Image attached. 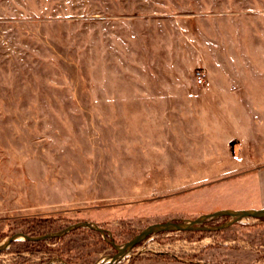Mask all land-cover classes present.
Segmentation results:
<instances>
[{
	"label": "rangeland",
	"instance_id": "obj_1",
	"mask_svg": "<svg viewBox=\"0 0 264 264\" xmlns=\"http://www.w3.org/2000/svg\"><path fill=\"white\" fill-rule=\"evenodd\" d=\"M261 182L264 0H0V264H264Z\"/></svg>",
	"mask_w": 264,
	"mask_h": 264
},
{
	"label": "water",
	"instance_id": "obj_2",
	"mask_svg": "<svg viewBox=\"0 0 264 264\" xmlns=\"http://www.w3.org/2000/svg\"><path fill=\"white\" fill-rule=\"evenodd\" d=\"M223 213L235 214V215H239V216H255V217H259V218L260 217L264 218V209H259V210L251 209V210H244V211H242V210L222 211V212H217L214 215H223ZM166 226H175V228H185V225L183 224V222H179V223L165 222V224H159L158 226H153L152 228L143 231L142 233H140L136 237L144 238L147 235H149L152 231H157V230H159V228H165ZM189 227H191V226H189Z\"/></svg>",
	"mask_w": 264,
	"mask_h": 264
},
{
	"label": "crops",
	"instance_id": "obj_3",
	"mask_svg": "<svg viewBox=\"0 0 264 264\" xmlns=\"http://www.w3.org/2000/svg\"><path fill=\"white\" fill-rule=\"evenodd\" d=\"M240 103L242 104L243 102H236V101H230L228 102V108L229 110H234L236 108H240ZM252 103V102H251ZM244 105V104H242ZM233 116V115H232ZM234 118H236V115H235V112H234ZM258 198L256 199H251L249 202H247L245 204L244 207H241V209H247V210H250L251 208L252 209H263L264 208V182L262 183H259L258 185Z\"/></svg>",
	"mask_w": 264,
	"mask_h": 264
},
{
	"label": "built area",
	"instance_id": "obj_4",
	"mask_svg": "<svg viewBox=\"0 0 264 264\" xmlns=\"http://www.w3.org/2000/svg\"><path fill=\"white\" fill-rule=\"evenodd\" d=\"M196 81L199 83H204V73H202L201 71H198L196 73Z\"/></svg>",
	"mask_w": 264,
	"mask_h": 264
},
{
	"label": "trees",
	"instance_id": "obj_5",
	"mask_svg": "<svg viewBox=\"0 0 264 264\" xmlns=\"http://www.w3.org/2000/svg\"><path fill=\"white\" fill-rule=\"evenodd\" d=\"M264 219V218H263Z\"/></svg>",
	"mask_w": 264,
	"mask_h": 264
}]
</instances>
